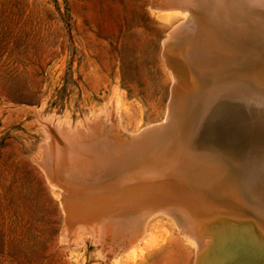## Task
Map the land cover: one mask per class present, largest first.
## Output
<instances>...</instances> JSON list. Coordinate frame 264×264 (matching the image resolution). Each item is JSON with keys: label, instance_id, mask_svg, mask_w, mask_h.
I'll return each instance as SVG.
<instances>
[{"label": "rangeland", "instance_id": "374dc122", "mask_svg": "<svg viewBox=\"0 0 264 264\" xmlns=\"http://www.w3.org/2000/svg\"><path fill=\"white\" fill-rule=\"evenodd\" d=\"M204 1L201 11L194 12V26L169 38L183 15L165 17L155 10L154 0H0V264H203L202 242L189 229V220L213 218L221 208L253 217L259 226L255 238L264 249L262 160L253 148H244L249 156L242 157L229 147L208 143L201 133L211 122L209 113L220 108V100L212 104L214 94L233 86L253 94V116L264 119V81L244 76H264V4ZM204 30L210 37L204 38ZM193 33L203 44L190 62L181 41ZM214 61H224L225 68L204 95V64L219 65ZM99 114H108L106 119L128 132L160 128L144 149L151 166L125 171L121 192L110 198L126 208L143 200L158 209L139 247L111 260L92 237L67 230L61 190L39 165L51 119L56 125H78ZM174 139L179 152L168 155ZM209 231L202 230L206 241Z\"/></svg>", "mask_w": 264, "mask_h": 264}, {"label": "bare ground", "instance_id": "6f19581e", "mask_svg": "<svg viewBox=\"0 0 264 264\" xmlns=\"http://www.w3.org/2000/svg\"><path fill=\"white\" fill-rule=\"evenodd\" d=\"M251 1H253V3L258 2V4H260V5L264 4V0H251ZM154 2H155V5L154 4H152V5H154L156 7L155 10L157 9L160 12L162 11L164 16L165 17L167 16V18H168V16L170 18L171 15H173V14L178 15L179 12L182 13L183 17L180 20V22L176 23L171 28V30L169 32V38H172V37L176 36V33L182 31L183 29H187V27L189 25L193 24V26H194L195 15H196L194 12L197 9L198 10L201 9L204 6V5H202V3L205 1L204 0H154ZM217 2H219V1H217ZM220 4H221V2H220ZM199 11H201V10H199ZM230 11H232V10H230ZM234 11H235V9H234ZM197 15H200V14H197ZM254 16H256V15H254ZM255 18H254V20H255ZM257 18H258V16H257ZM230 19H232V18H230ZM258 19H260V18H258ZM241 20L242 19H239L238 21L240 22ZM260 20H262V19H260ZM256 21H257V19H256ZM242 22H241V24H242ZM243 23H245V22H243ZM190 27L192 29V26H190ZM201 27H203V26H201ZM210 27H212V26H210ZM205 28H206V26H205ZM211 30H212V28H211ZM204 31H205L204 34H206V30H204ZM236 31H238V30H236ZM212 32H214V30ZM216 32L218 33V31H216ZM198 33L196 32V35ZM242 33H240V34H242ZM213 35H215V34H212V36ZM203 36H205V35H203ZM194 37L195 36L193 33V37H192V35L187 36L184 38V41H181V43L186 42L185 44L183 43V46L186 45V50L188 52L190 62L196 60L197 54L195 56H193V54H194V52L196 53V49H198V48L200 49V47H202L201 45L203 44V42L201 43L202 40H200L199 38L194 39ZM207 37H210V36L207 35L204 38H207ZM212 38H214V36ZM212 38H210V40ZM168 41H165V43ZM207 41H209V40H207ZM210 43H211V41H210ZM207 44H209V43H207ZM207 47H208V45H207ZM226 47H228V46H226ZM184 48H185V46H184ZM173 49H175V48H173ZM181 49H183V48H181ZM209 49H211V48H209ZM225 49L226 48L224 47V50ZM220 50H222V49H220ZM229 51H230V49H229ZM203 53H204V51H203ZM220 53H222V52L220 51ZM183 54H185V53L183 52ZM199 55H200V53H199ZM228 55L230 56V53ZM185 56H186V54H185ZM206 57H209V56L207 55ZM210 57H214V56H210ZM217 57H218V55H217ZM225 58H223V59H225ZM187 59H188V57H187ZM208 59H210V58H208ZM226 60H228V59H226ZM226 60H224V61H226ZM206 61H210V60H206ZM224 61H222L224 63V65L219 64L218 61H216V62H218L219 65H217V63L215 61L214 62L216 64H214L212 62L208 63V65L204 64V67H206V68H205L204 72L201 71L203 74L201 73L202 74L201 75L202 81L200 83V90H201L202 94L207 95V92L208 91L210 92V88H211L210 85L212 84V78L217 77L216 73H218V71H220L221 69L225 68V67H223V66H225ZM232 62H233V60H232ZM232 62H230V63H232ZM199 65H200V63H199ZM171 67H172V65H171ZM194 70H195V68H194ZM231 73H234V71H231ZM233 76L236 77L237 75L233 74ZM244 76L250 80L259 81V82L264 81L263 75L260 76V75H257L255 73L246 72V74ZM212 99H213L212 104L217 103L220 100L218 102V104L220 103L221 105H220L219 110L216 113H214V112H212V114L209 113V115L212 117L211 122L208 123L207 126L205 125L206 127L203 126L204 125L203 124L202 129H201L202 126L200 127L201 133H202L203 137L205 138V140L208 141V143L214 144V145L219 146L221 148L229 147L230 149H232V151H234L235 153H238L242 157H248L249 156L244 148H247V147L253 148L255 153L257 154L258 158H260L264 164V119L263 120L260 119V120H262L260 122L257 119H256L257 120L256 121L254 118V116H257V114L254 113V111H253L254 110V105H253L254 103L253 102L255 101L253 94H251L250 91H246L244 88H235L233 86V87H230L227 91H224L222 93L218 91L216 94H214ZM222 99H225V100H222ZM223 101H226V102H224V104H222ZM172 108H173V104H172L170 110H172ZM112 113H109V114H112ZM171 113L172 112L168 113L169 116H172ZM101 115L99 114V117ZM107 115H106V118H107ZM104 116H105V114H104ZM99 117L97 118L94 116L93 118H95V119L88 120L86 122L84 121L83 123L80 121V123H78V125L69 124L72 121H70L66 124H57L56 125L54 120H52V119L50 121L48 120L49 121V125L47 126V128H49V130L47 131L48 132V138L46 139L47 142H45V144L42 147L43 152H41V153H43L44 156L41 155V156H43L42 157L43 159L42 160L40 159L42 162L39 165L42 166V168L45 171L46 176H47L48 180L50 181V183H52V185L54 187H57L61 190V195L63 196V204H64L66 215H67V227H66L67 230L74 229L80 233L84 232V234H86L87 236L92 237L94 240H96L100 244V246H102L101 248H104L107 251V253L110 256L108 259L111 260V258L112 259H118V258H120V256L126 255V253L129 254L128 253L129 250L140 243V241H141L140 239L142 238V236L144 235V233L146 232V230L149 228V226L151 224V218L154 215V212L157 211V209H158V207L155 206V204H153V203L147 204V203H144L143 200L141 202L133 205V207L131 206L130 208H126V207H124L123 204L120 205L117 203H113L110 198L113 196L112 194H115L117 191L121 192V190H122L121 188H122V184H123V183H121V181H122L121 177L125 171L128 172L130 170L133 171V170H138L141 168L144 169L147 167L149 168L151 166V164H152V162L150 161L151 159H148L147 158L148 156L144 155V149L147 146H149L148 143L150 141L149 140L150 135L154 134V132H156L160 128L159 127H158V129L155 128L153 130V132L149 129H146V130H142V131L133 133V132H128L126 130H123L121 128L116 127L115 125L117 124V126H118V123L115 124V121H114V123L111 122L112 121L111 119L109 120V119H106L103 117H100V118ZM112 117H113V114H112ZM116 120H117V118H116ZM113 124H115V125H113ZM150 127H148V128H150ZM200 129H199V131H200ZM166 133H168V132H166ZM154 135H156V134H154ZM165 137L166 136H164V138ZM190 140H191V138H190ZM163 142H164V140H163ZM173 142H172L173 145H171L172 147H170V151H169L168 155H172V154L179 152V148H180L179 142L176 140ZM155 144H157V143H155ZM157 146L160 148L159 145H157ZM151 149H152V147H151ZM166 149H167V147H166ZM159 152H158V155H160ZM145 154H147V153H145ZM198 154L200 155V153H198ZM148 155H150V154H148ZM215 155H216V153H215ZM160 156L162 157V155H160ZM221 157L222 156L220 155L219 158H221ZM172 158H173V156L171 157V159ZM251 159H253V158H251ZM40 160L37 159L36 161H40ZM211 160H210V162H211V164H213L215 160L214 161H211ZM222 160H224V159H222ZM222 160H220V161H222ZM165 161H167V160L165 159ZM173 161H174V159H173ZM246 161H248V159H246ZM249 161H250V159H249ZM223 162H221V164ZM257 162H259V161H257ZM250 163H251V161H250ZM250 163H248V164H250ZM219 164H218V166H220ZM223 164H222V166H224ZM256 165H254V166L256 167ZM246 166H247V164H246ZM233 167H234V165H233ZM211 168H212V165H211ZM246 168H248V167H246ZM218 169L220 171L221 168L219 167ZM237 169H235V170H237ZM242 170H241V172H239L240 175H238V176H241ZM258 170H259V168H258ZM209 171H212V170H209ZM116 172H119V174H121V175L118 174V176H115L114 174H116ZM255 172H257V169ZM263 172H261V173H263ZM237 173L238 172H236V174ZM246 173H245V175H246ZM225 174H227V172ZM259 174H260V172H259ZM210 175H211V173H210ZM262 175H264V174H262ZM207 176H208V173H207ZM248 176H250V175H248ZM221 179H222V177H221ZM210 180L211 179L209 178V181ZM237 180H239V179H237ZM209 181L207 183H209ZM212 181H210V182H212ZM240 181H241V179H240ZM248 181H251V180H247V182ZM214 182H215V180H214ZM253 182H250V183H253ZM254 183H256V181ZM248 184H247V186H250V184L249 185ZM241 185H242V187L246 188L245 186H243V184H241ZM210 186H211V184H210ZM260 186H261V184H260ZM211 189H213V188H211ZM136 190L140 191L141 188L135 189V191ZM256 191L259 192V189ZM250 203H251V201H250ZM169 212H167V214ZM161 213H164V212H161ZM159 214H160V212H159ZM245 215L243 214V216H239L237 214L226 211V209L221 208V209L217 210V212L213 218H209L206 220H197V221H195L194 219L189 220V223H190L189 229L192 230L195 233L196 237L201 239L200 241L202 242L201 245L203 246V252L201 253V255L199 257H200V260L202 259V261H204L203 264H264V249L258 243V241L256 240L255 235H254L255 229L259 228V226L256 224V221L254 220L253 217L245 216ZM178 216H180V215H178ZM180 227H182V226H180ZM184 228L186 229V227H184ZM184 228H182V229H184ZM204 228H207V231L210 230L209 231V238H208L209 241L204 240V238L201 235L202 230L204 231ZM184 233L186 234V232H184ZM187 234H189V233H187ZM256 234H257V232H256ZM144 237H147V236H144ZM81 238H82V236H81ZM87 238H89V237H87ZM142 239H144V238H142ZM193 240L195 242V240H196L195 236H194ZM262 242H263V240H262ZM262 242H260V243H262ZM136 249H138V248L136 247Z\"/></svg>", "mask_w": 264, "mask_h": 264}]
</instances>
